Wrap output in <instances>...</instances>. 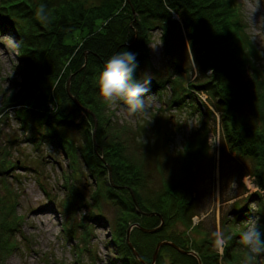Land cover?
<instances>
[{"label": "trees", "instance_id": "obj_1", "mask_svg": "<svg viewBox=\"0 0 264 264\" xmlns=\"http://www.w3.org/2000/svg\"><path fill=\"white\" fill-rule=\"evenodd\" d=\"M40 5L46 6L49 22L36 17ZM246 25L234 0H0V27L12 26L16 31L17 70L22 80L17 84L20 92L8 104L6 111L17 107L15 115L23 129L34 132L32 143L43 137L41 140L45 143L64 148L72 162L84 163L96 174L97 180L104 181V177H109L111 168L112 183L109 181V186H106L105 195L120 208L115 244L125 264H142L127 244L128 230L135 224L146 229L157 228L161 217L164 224L158 231L145 233L134 227L130 233V240L144 262L153 263L157 244L165 240L190 251L187 238L183 240L181 235L174 237L168 234L172 223L180 216L182 226L190 228L186 225V221L190 223L189 219L183 212L187 215L191 211L195 197L191 192L190 199H187L189 185L171 190L167 196L176 200L175 213V208L165 200L152 203L140 193L145 164L134 163L124 154L122 145L112 141L118 138L113 134L114 129L108 126L112 115L108 110L105 115L106 106L98 96L97 79L104 64L118 52H134L138 61L136 76L142 79V70L150 64V46L155 40V32H158L165 54L170 58V66L178 69L180 62L175 44L181 38L185 47L187 44L190 46L199 79L185 84L175 74L166 81H154L151 85L161 90L166 84L170 85V106L189 107L201 116L207 111L216 124L215 113L196 96L206 94L220 117L224 138L239 157L252 161L254 179L264 190V73L257 66V51L245 34ZM66 63L69 65L56 88L60 109L51 112L52 80L58 78ZM189 67L193 71L192 66ZM248 70L252 71L250 78ZM69 79L71 94L80 107L67 92ZM69 106L72 110L67 113ZM245 108L257 111L250 125L242 116ZM95 126L96 145L93 141ZM66 128L79 131L82 136L79 146H74L73 141L62 133ZM207 131L204 120L200 128L204 138ZM11 144L4 145L0 153L5 157L0 160L1 171L12 166L7 165ZM148 160L154 164L155 156H149ZM97 190L95 196L99 194ZM130 190L134 192L136 201ZM145 213L158 214L148 216ZM238 215L234 222L233 240L230 246L225 247L222 256L213 252L203 253L198 243L190 241L203 264H217L220 257L228 264H243L245 254L237 250L240 234L236 227L244 224L250 215H242L241 212ZM235 251L240 253L234 255ZM258 260L264 264V254ZM155 264L199 263L196 257L165 245L160 249Z\"/></svg>", "mask_w": 264, "mask_h": 264}, {"label": "rangeland", "instance_id": "obj_2", "mask_svg": "<svg viewBox=\"0 0 264 264\" xmlns=\"http://www.w3.org/2000/svg\"><path fill=\"white\" fill-rule=\"evenodd\" d=\"M234 1L247 24L245 34L257 51V66L264 73V3L252 12L254 0ZM173 15L178 18L176 13ZM15 34L12 26L0 27V153L4 145L12 143L9 146L10 156H7V165L12 164V168L5 176L0 175V264H125L115 244L120 208L105 195L106 186L110 184L109 177H104V181L97 180L96 174L84 163L75 164L64 148L45 143L41 140L43 137L32 143L30 140L34 132L23 129L14 110L6 111L8 104L20 92L17 84L22 82L17 70ZM155 35L150 46V64L142 70V79L144 74H150L153 84L177 74L185 84L196 82L199 74L190 46L187 44L185 47L181 38L176 41L180 62L177 69L170 66L163 43L158 45L160 34L155 32ZM68 65L66 63L58 78L52 80L50 92L58 104L60 100L56 96V88ZM247 73L250 78L252 71ZM69 82L71 92V79ZM262 90L264 95L263 87ZM149 94L152 99L147 117H129L107 107L104 113L107 115L108 110L112 115L108 126L118 136L112 141H118L124 154L131 157L134 163L145 164L142 171L144 181L140 187L144 197L147 196L152 203L165 200L175 208L176 200L167 195L176 187L189 185L188 195L192 192L195 200L191 211L187 215L184 211L183 214L189 219L190 223L186 221V225L190 228L182 226L180 216L172 223L168 235H181L183 240L187 238L190 251L197 253L190 243L192 241L198 243L201 252L222 256L225 247L221 249L214 234L231 235L232 239L227 244L230 246L238 212L258 216L260 227L263 225L260 230L264 232V190L254 179L252 161L239 157L224 138L220 117L209 97L203 93L196 94L198 101L206 103L207 108L215 113L216 124L207 111L201 116L189 107L180 109L178 105L170 106L172 89L168 84L162 90L151 85ZM49 109L58 108L49 104ZM71 110L69 106L67 113ZM256 114V109L252 111L250 108L242 112L248 125ZM204 120L208 130L205 138L200 132ZM62 133L73 141L74 146L81 144L82 136L78 130L66 128ZM190 146L193 147L187 152ZM147 150L150 152L147 153ZM152 155L155 156L154 164L148 160ZM4 158L0 155V160ZM185 164L187 166H183ZM162 180H166L165 184ZM233 182L234 187L231 185ZM96 188L99 192L97 196ZM187 197L189 200L190 195ZM174 210L176 213L177 209ZM240 226L236 227L239 228L238 234L247 224L244 222ZM237 242V250L245 254L239 237ZM259 263L262 264L258 257L252 262ZM217 264L228 263L220 257Z\"/></svg>", "mask_w": 264, "mask_h": 264}, {"label": "clouds", "instance_id": "obj_3", "mask_svg": "<svg viewBox=\"0 0 264 264\" xmlns=\"http://www.w3.org/2000/svg\"><path fill=\"white\" fill-rule=\"evenodd\" d=\"M262 3L264 0H254L252 12L258 10ZM169 12L173 11L169 9ZM36 17L43 22H49L50 14L45 5L37 8ZM160 44L162 39L158 45ZM137 68L136 53L131 51L118 52L104 64L97 79V88L98 96L108 110L126 113L129 117L148 116L151 107L149 101L152 99L149 94L152 76L144 74L143 79H138ZM231 185L234 187L235 183ZM246 224L247 227L240 233L239 240L245 250L243 264H252L257 257L264 254V232L260 230L259 217L255 214L248 217ZM214 235L221 249L232 239L231 235L224 236L219 232Z\"/></svg>", "mask_w": 264, "mask_h": 264}, {"label": "water", "instance_id": "obj_4", "mask_svg": "<svg viewBox=\"0 0 264 264\" xmlns=\"http://www.w3.org/2000/svg\"><path fill=\"white\" fill-rule=\"evenodd\" d=\"M86 61H87V57H86ZM67 91H68V94L69 96L71 97V99L73 100V102L78 106L80 107V103L78 102V100L76 99V97H74L71 92H70V82L68 83V86H67ZM95 133H96V126H95V129H94V132H93V138H94V142H95V145H96V140H95ZM1 175V173H0ZM109 181L112 183V170L111 168L109 167ZM131 194H132V197L133 199L136 201L135 199V196H134V192L132 190H130ZM146 215L148 216H153V215H157L158 213H145ZM162 219V218H161ZM163 220L160 224L159 227L157 228H154V229H146V228H143L141 227L139 224H135L133 225L129 230H128V234H127V237H126V241H127V244L128 246L130 247V249L132 250L134 256L142 263V264H146L144 262V260L142 259V257L140 256V254L137 252V250L135 249L134 245L132 244L131 240H130V233L132 231V229L134 227H137L139 228L140 230H142L143 232L145 233H154L156 231H158V229H160L163 225ZM165 245H168V246H171L173 247L174 249H176L178 252L182 253V254H186V255H192L194 257L197 258L198 260V263L199 264H202V260L200 259L198 253H196L195 251H186V250H182L176 243L172 242V241H161L157 244L156 248H155V252H154V255H153V263L152 264H155L156 263V260H157V257H158V254H159V251L160 249L165 246Z\"/></svg>", "mask_w": 264, "mask_h": 264}, {"label": "bare ground", "instance_id": "obj_5", "mask_svg": "<svg viewBox=\"0 0 264 264\" xmlns=\"http://www.w3.org/2000/svg\"><path fill=\"white\" fill-rule=\"evenodd\" d=\"M49 104H52V105H54L55 107H57L58 108V110L60 109V104H58V101L56 100V98H55V96L53 95V94H51V96H50V101H49ZM17 109V108H16ZM16 109H12V110H14L15 112H16ZM19 109V108H18ZM11 110V109H10ZM10 110H8V111H10ZM51 112H56L55 110H52ZM162 218V217H161ZM162 220H163V223H164V219L162 218L161 219V222H162Z\"/></svg>", "mask_w": 264, "mask_h": 264}, {"label": "flooded vegetation", "instance_id": "obj_6", "mask_svg": "<svg viewBox=\"0 0 264 264\" xmlns=\"http://www.w3.org/2000/svg\"><path fill=\"white\" fill-rule=\"evenodd\" d=\"M0 172H1V174H2L1 176H5V174H7V172H8V170H6V171H1V170H0ZM1 176H0V177H1Z\"/></svg>", "mask_w": 264, "mask_h": 264}]
</instances>
